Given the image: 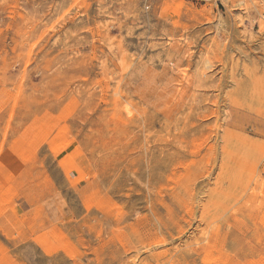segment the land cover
<instances>
[{
    "label": "rangeland",
    "instance_id": "1",
    "mask_svg": "<svg viewBox=\"0 0 264 264\" xmlns=\"http://www.w3.org/2000/svg\"><path fill=\"white\" fill-rule=\"evenodd\" d=\"M0 264H264V0H0Z\"/></svg>",
    "mask_w": 264,
    "mask_h": 264
}]
</instances>
